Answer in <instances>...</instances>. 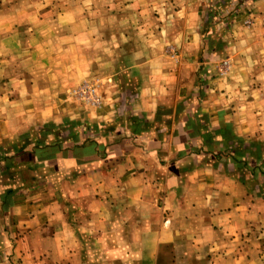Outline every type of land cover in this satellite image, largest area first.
I'll return each mask as SVG.
<instances>
[{"label":"crops","instance_id":"obj_1","mask_svg":"<svg viewBox=\"0 0 264 264\" xmlns=\"http://www.w3.org/2000/svg\"><path fill=\"white\" fill-rule=\"evenodd\" d=\"M210 1L0 42V264H264V0L221 33Z\"/></svg>","mask_w":264,"mask_h":264},{"label":"rangeland","instance_id":"obj_2","mask_svg":"<svg viewBox=\"0 0 264 264\" xmlns=\"http://www.w3.org/2000/svg\"><path fill=\"white\" fill-rule=\"evenodd\" d=\"M79 1L82 4L84 0H0V42H26V39L28 42L30 39L33 42H40V40H35L31 35H28L32 32H27V26H33L35 29L38 21L44 19L43 25L40 23L37 25L39 26L38 29L44 27L47 29L45 32L48 30L53 32L58 26V11H62L63 7L73 8L74 3ZM253 1L255 0L210 1L208 26H211V29L220 28L218 32L221 31V28L222 31H225L232 21L231 17L240 15L239 12L242 11L243 26L251 28L253 19L249 16L251 13L247 12L246 9L248 4ZM32 12L34 15H29ZM51 17L53 21H51ZM34 34H38V32H34ZM47 40L48 36L44 34V42H48ZM3 54H6V49Z\"/></svg>","mask_w":264,"mask_h":264},{"label":"built area","instance_id":"obj_3","mask_svg":"<svg viewBox=\"0 0 264 264\" xmlns=\"http://www.w3.org/2000/svg\"><path fill=\"white\" fill-rule=\"evenodd\" d=\"M77 95H80V97L89 98L91 94H93V90H91L86 85L81 86L77 89Z\"/></svg>","mask_w":264,"mask_h":264}]
</instances>
